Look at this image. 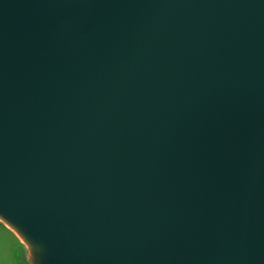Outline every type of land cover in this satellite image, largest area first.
Segmentation results:
<instances>
[{
  "label": "water",
  "instance_id": "95a60500",
  "mask_svg": "<svg viewBox=\"0 0 264 264\" xmlns=\"http://www.w3.org/2000/svg\"><path fill=\"white\" fill-rule=\"evenodd\" d=\"M0 223L28 264H264V0H0Z\"/></svg>",
  "mask_w": 264,
  "mask_h": 264
},
{
  "label": "crops",
  "instance_id": "0c3cea01",
  "mask_svg": "<svg viewBox=\"0 0 264 264\" xmlns=\"http://www.w3.org/2000/svg\"><path fill=\"white\" fill-rule=\"evenodd\" d=\"M0 226L4 227L14 237L13 241L0 244V249L7 248V252L1 251L0 258L2 262L0 264H27L25 260V250L21 242L8 228L0 223Z\"/></svg>",
  "mask_w": 264,
  "mask_h": 264
},
{
  "label": "rangeland",
  "instance_id": "374dc122",
  "mask_svg": "<svg viewBox=\"0 0 264 264\" xmlns=\"http://www.w3.org/2000/svg\"><path fill=\"white\" fill-rule=\"evenodd\" d=\"M13 239H14V237L11 235V233H9V231L4 229V227L0 226V244H4L5 242H8V241H13ZM1 251L7 252V248H5V249L2 248V249H0V252ZM2 260L3 259L0 258V263L2 262Z\"/></svg>",
  "mask_w": 264,
  "mask_h": 264
}]
</instances>
